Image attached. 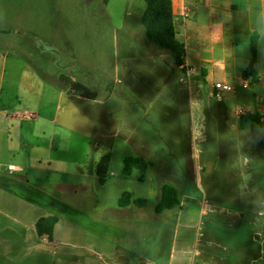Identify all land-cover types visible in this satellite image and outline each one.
I'll return each instance as SVG.
<instances>
[{
  "label": "crops",
  "instance_id": "crops-1",
  "mask_svg": "<svg viewBox=\"0 0 264 264\" xmlns=\"http://www.w3.org/2000/svg\"><path fill=\"white\" fill-rule=\"evenodd\" d=\"M171 1L177 36L186 45L187 77L197 80L201 96L204 90L214 96L217 82L234 88L214 105L216 116L233 128L232 144L227 133L213 137L220 141L216 159L229 163L230 180L206 198L173 185L180 193V205L160 213L154 207L162 186L169 183L159 179L155 165L130 178L111 172L99 185L95 162L88 175L79 167L88 182L63 184L56 164L70 160L56 158L54 136L68 130L56 116H36L26 124L17 150L11 149L4 131L0 134V253L8 260L37 256L34 264H264V0ZM254 41L253 74L245 78ZM244 81L250 84L248 89L242 87ZM56 83L54 77L45 76L41 91L63 97ZM35 92L29 88L23 94L43 100ZM240 108L258 116L261 124L242 126ZM34 109L40 111L39 106ZM7 116L15 121L13 115ZM226 154L229 161L223 160ZM122 180L133 181L134 191L122 188ZM125 191L149 199L151 206L120 207ZM62 203L68 205L73 224L69 240H57L60 222L52 240L39 236L37 222L47 216L61 220Z\"/></svg>",
  "mask_w": 264,
  "mask_h": 264
},
{
  "label": "rangeland",
  "instance_id": "rangeland-1",
  "mask_svg": "<svg viewBox=\"0 0 264 264\" xmlns=\"http://www.w3.org/2000/svg\"><path fill=\"white\" fill-rule=\"evenodd\" d=\"M145 9L143 0H0V134L5 132L17 150L26 124L35 121L27 113L56 116L68 130L54 136L56 158L70 160L56 164L63 184L88 182L79 167L88 175L111 153L117 177L125 159L144 157L163 182L206 198L230 180L229 163L216 159L220 141L213 137L227 133L232 144L233 128L214 113L216 97L208 90L201 96L197 80L175 65L171 53L149 43L142 25ZM45 76L57 79L56 89L69 77L96 99L66 87H59L61 98L41 91ZM29 88L43 100L24 97ZM122 181V188L134 191L133 181ZM61 207L56 238L68 241L73 224L68 205ZM36 258L8 260L0 253V264H34Z\"/></svg>",
  "mask_w": 264,
  "mask_h": 264
},
{
  "label": "trees",
  "instance_id": "trees-1",
  "mask_svg": "<svg viewBox=\"0 0 264 264\" xmlns=\"http://www.w3.org/2000/svg\"><path fill=\"white\" fill-rule=\"evenodd\" d=\"M146 4V9L142 16V25L145 29V34L149 43L159 47L160 49L169 51L174 59V63L179 67L184 74L187 73L186 57L187 50L185 43L177 36L176 19L173 12V5L171 0H143ZM104 4H108L110 0H103ZM256 43L253 42V58L249 68L245 72V78L252 76L253 66L256 61L255 58ZM60 88H70L72 91H81L85 96L96 99L94 93L89 92L87 88L79 83H76L69 77H62L59 81ZM254 122L261 124L259 117L253 114L242 116L241 124ZM112 154L104 155L97 164L96 173L99 185H104L111 173ZM152 162L144 157H128L124 161L121 175L125 178L133 176L135 171L147 172L152 166ZM152 202L149 199L137 197L133 193L125 191L119 199L120 207H128L136 205L140 208L151 206ZM180 205V193L177 188L171 184H164L161 189V196L159 202L155 205L154 210L157 213L165 210L177 208ZM58 216H47L41 218L37 224L36 229L39 236H46L49 240L54 238L55 227L59 223Z\"/></svg>",
  "mask_w": 264,
  "mask_h": 264
},
{
  "label": "built area",
  "instance_id": "built-area-1",
  "mask_svg": "<svg viewBox=\"0 0 264 264\" xmlns=\"http://www.w3.org/2000/svg\"><path fill=\"white\" fill-rule=\"evenodd\" d=\"M184 16H188V14H184ZM249 83L247 81H244L242 83V87L244 89H248L249 88ZM215 93L214 96L216 97L217 100H221L223 93H229L232 92L234 90L233 86L228 84V83H224V82H217L213 85ZM238 115L239 116H245L247 115V112L245 109L240 108L238 110ZM27 116H29L30 118H35L36 115L33 113H27Z\"/></svg>",
  "mask_w": 264,
  "mask_h": 264
}]
</instances>
